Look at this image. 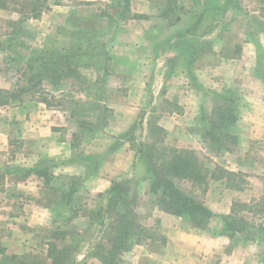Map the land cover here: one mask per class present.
Masks as SVG:
<instances>
[{
  "label": "crops",
  "instance_id": "1",
  "mask_svg": "<svg viewBox=\"0 0 264 264\" xmlns=\"http://www.w3.org/2000/svg\"><path fill=\"white\" fill-rule=\"evenodd\" d=\"M18 1L25 0H0V18L22 17L33 25L31 40L20 41L36 49L67 50L77 42V31L99 33L109 58L105 82L118 86L115 90L125 86V93L106 106L104 129L82 143L84 159H72L76 128L61 107L37 100L0 105V264H25L21 255L39 249L47 260L48 243L54 240L45 234L54 228L53 195L43 177L33 172L22 177V170L58 162L51 168L54 176L85 177L78 195L93 202L84 207H94L96 195L112 180L137 173L127 136L141 131H131L139 121L144 135L158 108L155 122L168 144L201 150L242 173V189L226 187L225 180L209 181V188L222 183L225 202L248 203L264 193V4L240 3L237 17L231 0H128L123 17L122 0H28L32 4L24 14L27 8ZM197 21L199 26L188 31ZM231 93L238 114L230 132L237 144L215 157L203 140L202 114H209L219 96ZM142 194L155 196L146 189ZM229 210L228 205L224 212ZM142 230L140 240L121 254L120 264H264L261 243L212 235L156 203ZM77 261L100 264L91 255L78 254Z\"/></svg>",
  "mask_w": 264,
  "mask_h": 264
},
{
  "label": "trees",
  "instance_id": "2",
  "mask_svg": "<svg viewBox=\"0 0 264 264\" xmlns=\"http://www.w3.org/2000/svg\"><path fill=\"white\" fill-rule=\"evenodd\" d=\"M122 2L124 9L121 15L125 17L128 0ZM102 13L111 16L106 10H102ZM24 21L25 18L18 22L7 20L6 25L13 27L12 31H6L5 38L0 39V53L5 55L3 64L24 65L17 70L18 77L12 87H0V105H18L24 102V94H28L30 100L36 99L48 107H62L65 110L70 107L69 117L76 128L72 134V159H84L82 152L77 150L80 149L79 143L93 137L107 125L110 109L101 107L95 114L97 107L94 108L91 101L74 97L72 92L60 90L59 86L63 81L68 82V79L70 84L75 85L87 78L85 66L100 70L103 69L102 62L106 61L103 67L107 68L109 58L105 44L100 42L98 46L94 45V34L79 30L76 33L77 42L68 50L31 48L27 57L14 55L12 47L17 45V38L26 33ZM198 26L197 21L188 31ZM93 51L97 52L95 57L84 58L90 57ZM43 81L50 86H44ZM54 89L60 91L59 96ZM237 114V101L232 93L219 96L209 114H202L203 140L212 153L218 154L236 146V137L230 129L235 124ZM89 115L91 118H87ZM140 124L142 122H136L131 131ZM146 131L151 139L141 134L133 144V149L136 160L142 163L143 178L149 180V192L157 196L158 207L212 235H223L231 241L259 242L264 251V193L248 203L233 201L228 213L214 212L193 195L171 185V181H188L200 190H205L210 180H225L228 188L242 189L245 182L242 173L230 171L216 162L212 166L204 163L203 159L208 158L200 156L195 149L168 144L165 130L155 121H147ZM87 159L92 161V156ZM57 164L49 160L20 172L22 177L32 172L43 177L53 195L50 203L57 225L52 232L54 240L48 243L47 264H76L78 254L80 257L94 256L100 264H120L121 254L132 241L140 240L143 231L137 211L140 196L135 179L138 176L132 173L112 180L105 191L96 195L95 206L88 208L80 203L78 195L85 177H56L51 168ZM80 215L87 219L81 228L73 223Z\"/></svg>",
  "mask_w": 264,
  "mask_h": 264
},
{
  "label": "rangeland",
  "instance_id": "3",
  "mask_svg": "<svg viewBox=\"0 0 264 264\" xmlns=\"http://www.w3.org/2000/svg\"><path fill=\"white\" fill-rule=\"evenodd\" d=\"M18 2H21L22 6L27 8V9H25L26 11H24L22 14L27 13V11H29L28 8H30L32 3L28 0L18 1ZM245 2H249V5H251L252 7H258V6H260V4H264V0H231L230 3L233 6V8L237 9V11H238V9L241 7L240 3L247 5ZM241 10L238 12L237 11L234 12V14H237V17H238ZM21 18L18 20H12L10 18H8V19L7 18H0V39H4L5 38V32L9 31V30L12 31V28H13V27L7 26L5 24L6 19L9 21L18 22V21L24 19V18H22V19ZM23 25L26 29V33L22 34L21 36H19L17 38V40H18L17 45L12 47V51H13L12 53L14 55L19 54L22 57H27V56H29L30 49L33 48V46L30 43H25L23 41H20V38L25 39V40H29V39L31 40V38L35 35L36 30L33 28L32 24L29 25V23L26 22V18H25V21L23 22ZM102 38L99 35V33L94 34V38H92L94 40L93 44L98 46L100 44ZM18 42H23V43L18 44ZM40 49H50V48H46V47L41 46ZM99 50H100V48L97 49L96 51L98 52ZM96 53L93 51V53H91L92 55L90 57L85 56L84 58L85 59L93 58V57H95ZM4 57H5V55L0 53V66L2 67V70L0 71V87L5 88V86H7L6 88H10L13 86L14 82L16 81V78L18 77L17 70L19 68H23L24 65H23V63H18L16 65H14V64L4 65L3 64ZM103 63L106 64V61L105 62L103 61L102 65H101V67L104 69ZM84 68L86 69V71H84V73L87 74V78H85L83 81L75 83V85L70 84V82H69L70 79H68L69 81L68 82L63 81V83L60 84L59 88H60V90L65 89V90L72 92L74 97H78V98L81 97V98H84L86 100L91 101L92 106L94 108L97 107V111L95 114H97L98 109H100L101 107L103 108L105 106H109L112 102H114V100H116L117 98H120L125 93V90H124L125 86L119 87L115 90V88L118 86H112V85L110 86L105 82L106 71H107L106 67L104 70L103 69L96 70L95 67L92 68V67H88V66H85ZM43 85L44 86H50V85L46 84L45 81H43ZM151 89L152 88L150 87V90ZM160 90H161V88H160ZM54 92L56 93L57 96L60 95L59 90L54 89ZM23 97H24V102L25 101H32L29 99L28 94H24ZM67 98H70V96H67ZM34 100H36V99H34ZM152 105H153L152 106V108H153L154 104H152ZM147 108H150V107L148 106ZM61 109H63V108L61 107ZM158 109H157V111H155L153 113L152 118H150V119L155 121V117L157 115L156 112H158ZM65 111H66L65 114L69 116L70 107L68 108V110H65ZM108 116H109V113H108ZM87 118H91V116L89 115V116H87ZM112 119L113 118H111L110 121ZM70 122L71 123L69 125L71 127L74 126L73 121L70 120ZM138 127H141V131H142V127H144V123L142 122V124H140ZM138 127H137V130H138ZM141 131H139L135 135H131L129 137L127 136L131 148L135 147L133 144L140 137L138 134H140ZM146 133L144 135L142 133V136L145 137L146 139H148V138L151 139ZM86 139H88V138H86ZM84 141H85V139L79 143L78 148H80V149H77V150L84 152L83 150H81V147L84 148V146H82V143H84ZM197 152L199 153L200 156H202V157L206 156L208 158V159H203L204 163H206V164L208 163V165L212 166V163L214 162L213 157H211L208 153L205 154L201 150H197ZM222 152H225V150ZM222 152L220 151V152H218V154H214V153L213 154L215 157H220V156H222V154H221ZM137 162H138L137 173L135 175H137L138 178L135 179V182L137 183V185L135 187H136L138 194L143 195L142 193L144 192V189H146V192L148 191L149 180L147 178H143V176H142L143 174H139L140 171H141V173H143V166H142V163H140V161H137ZM217 181H222V180H217ZM171 182H172L171 185H173L174 187H176V188H178V189H180L186 193L193 195L198 201L203 202L205 205H207L214 212L225 213L224 210L226 209V206L229 205V207H231L232 203L229 204L228 202L224 201L225 198H227V195H225V193H224L225 187L222 186V183L221 184L217 183L216 185L213 184L210 188L208 185L205 190H200L198 187L193 186L188 181L173 180ZM79 196H81L80 197V203L83 206H84V204H87V203L93 204V202L88 199L90 197H88L87 195H84L81 193V195H79ZM140 198H141V200H140V203L138 206V210H139L138 215H139L140 221L143 224L147 221V216H148V214H150V209L152 208V204L153 203L157 204V196L152 195L150 197H147V196L143 195V198L142 197H140ZM234 201L241 202L238 199L234 200ZM81 213L85 214V211H82ZM78 217H76L73 220V223L76 226H80L79 228H81L83 226L82 223L84 221H83V218L80 219L81 217H79V218ZM52 225L53 224H51V226ZM56 225H57L56 217H54V228H53V230H50L51 233H52V231L55 230ZM50 231H46L45 234H47V237L51 239L52 236L50 234ZM37 245L40 248L38 243H37ZM40 245H41V243H40ZM33 248H34L33 250L39 249V248H35V247H33ZM40 252H42V250L39 249V251H36V253L30 252L29 254L21 255V258L19 259V261H21L22 263H25V264H38L40 262L47 264L46 257H44L42 255V253H40ZM76 264H79L78 261L76 262Z\"/></svg>",
  "mask_w": 264,
  "mask_h": 264
}]
</instances>
